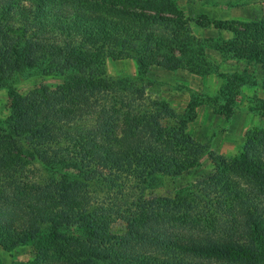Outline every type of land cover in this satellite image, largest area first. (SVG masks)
Returning a JSON list of instances; mask_svg holds the SVG:
<instances>
[{
	"label": "trees",
	"instance_id": "1",
	"mask_svg": "<svg viewBox=\"0 0 264 264\" xmlns=\"http://www.w3.org/2000/svg\"><path fill=\"white\" fill-rule=\"evenodd\" d=\"M212 25L232 39L195 36L177 0H0L4 251L34 247L20 264H264L263 150L246 145L233 159L208 152L189 132L195 106L180 115L148 98L144 84L154 66L210 74L207 48L264 71V17ZM107 58L134 59L138 75L107 77ZM30 71L66 80L23 94L17 82ZM220 77L219 94L233 104ZM250 105L264 118L263 98ZM208 156L213 174L146 199Z\"/></svg>",
	"mask_w": 264,
	"mask_h": 264
},
{
	"label": "rangeland",
	"instance_id": "2",
	"mask_svg": "<svg viewBox=\"0 0 264 264\" xmlns=\"http://www.w3.org/2000/svg\"><path fill=\"white\" fill-rule=\"evenodd\" d=\"M234 0H177L179 9L190 19L191 32L203 40L213 42L222 37L232 39L233 35L223 30L219 32L212 24L216 21L228 22L237 26L242 22L257 20L264 17V0H244L245 3L233 5ZM210 44V42L208 43ZM211 73L206 76H196L188 70L169 71L160 67H152L144 84L148 98L164 101L170 108L185 115L195 106V117L189 125L191 137L198 143L208 146V152L226 159L238 158L247 145L250 148L261 149L264 159V118L252 113L249 108L255 98L264 99V71L255 63H239L234 60H223L220 53L207 48ZM107 77H135L138 75V65L132 58L106 60ZM221 74L227 75L231 82L230 99L219 94L223 85ZM244 80L237 81L236 78ZM66 78L58 76H42L30 71L19 78L17 89L27 94L40 86L55 87ZM8 93L0 89V117L7 115ZM41 172L40 167H35ZM68 170H76L68 164ZM32 180H39L40 173L32 168ZM214 173L212 160L204 157L198 169L186 173L178 179H165L164 184L154 190H148L146 199L171 197L178 188L190 183H196ZM264 173V170H263ZM46 176L45 173L42 175ZM125 226L120 222L114 226V233H124ZM36 251L32 246L21 247L12 253L6 252L0 246V261L3 264H20L30 262L35 258Z\"/></svg>",
	"mask_w": 264,
	"mask_h": 264
}]
</instances>
